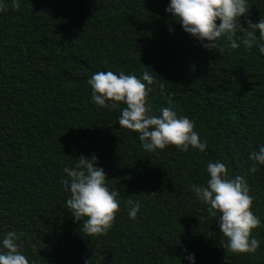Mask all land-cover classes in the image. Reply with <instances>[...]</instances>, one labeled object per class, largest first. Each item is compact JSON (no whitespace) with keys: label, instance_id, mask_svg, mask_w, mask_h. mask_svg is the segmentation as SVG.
Instances as JSON below:
<instances>
[{"label":"trees","instance_id":"16d2710c","mask_svg":"<svg viewBox=\"0 0 264 264\" xmlns=\"http://www.w3.org/2000/svg\"><path fill=\"white\" fill-rule=\"evenodd\" d=\"M168 2L18 0L16 8L0 0V235L20 234L29 264H189L188 254L195 264H264V165L251 171L248 159L264 144V55L223 38L222 54L205 49L166 13ZM248 4V19L264 18V0ZM98 71L148 72L153 114L171 101L194 121L205 151H145L118 124L122 102L91 101L87 80ZM80 156L119 193L104 235L85 234L66 209L62 169ZM217 160L229 178L247 181L262 222L251 232L260 241L254 253L229 252L192 191ZM128 199L140 202L135 220Z\"/></svg>","mask_w":264,"mask_h":264},{"label":"clouds","instance_id":"9594fccd","mask_svg":"<svg viewBox=\"0 0 264 264\" xmlns=\"http://www.w3.org/2000/svg\"><path fill=\"white\" fill-rule=\"evenodd\" d=\"M4 7L0 3V10ZM13 7H19L18 0H13ZM249 8L248 0H169L165 11L205 49H215L222 54L220 41L223 38L233 49L240 46L251 49L255 45L264 55V18L258 22L248 19ZM242 16L247 27L240 23ZM152 83L153 77L148 72L137 77L123 72L98 71L87 80L95 105L117 108L123 103L118 124L136 132L145 151L154 153L174 145L181 152H187L190 147L204 152L207 144L194 131V121L178 116L171 101L169 106L159 109L158 115L153 114L147 101L151 88L146 86ZM248 159L253 162L251 171L264 165V144L252 150ZM74 160L72 166L63 167L66 178L60 180L61 186L69 192L66 209L75 221L83 219L85 234L104 235L112 227L118 211L119 193L107 186L103 168L96 167V163L83 156ZM206 172V184L191 188L197 200L207 206L209 215L216 218L222 237L226 238L224 247L232 253H254L260 241L252 237L251 232L262 222L251 210L252 197L246 179L242 176L229 178L226 166L219 160L209 162ZM125 204L128 218L135 220L140 202L128 199ZM19 235L15 231L0 235V264H29L20 250ZM186 260L195 264L194 254H188ZM84 264H89V260L85 259Z\"/></svg>","mask_w":264,"mask_h":264}]
</instances>
